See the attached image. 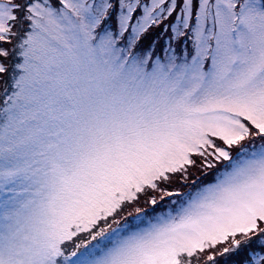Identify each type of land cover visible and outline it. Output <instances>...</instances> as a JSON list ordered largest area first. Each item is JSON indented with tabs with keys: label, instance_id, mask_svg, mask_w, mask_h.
Returning a JSON list of instances; mask_svg holds the SVG:
<instances>
[{
	"label": "snow or ice",
	"instance_id": "1",
	"mask_svg": "<svg viewBox=\"0 0 264 264\" xmlns=\"http://www.w3.org/2000/svg\"><path fill=\"white\" fill-rule=\"evenodd\" d=\"M0 264H264V0H0Z\"/></svg>",
	"mask_w": 264,
	"mask_h": 264
}]
</instances>
